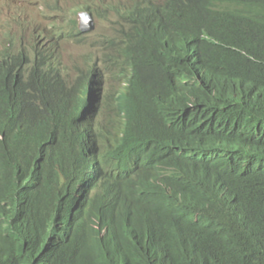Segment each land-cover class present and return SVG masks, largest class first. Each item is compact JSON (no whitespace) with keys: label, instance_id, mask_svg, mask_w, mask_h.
I'll use <instances>...</instances> for the list:
<instances>
[{"label":"trees","instance_id":"obj_1","mask_svg":"<svg viewBox=\"0 0 264 264\" xmlns=\"http://www.w3.org/2000/svg\"><path fill=\"white\" fill-rule=\"evenodd\" d=\"M158 5L104 81L0 50V264H264V0ZM161 130L196 150L189 188L158 183Z\"/></svg>","mask_w":264,"mask_h":264},{"label":"clouds","instance_id":"obj_2","mask_svg":"<svg viewBox=\"0 0 264 264\" xmlns=\"http://www.w3.org/2000/svg\"><path fill=\"white\" fill-rule=\"evenodd\" d=\"M12 1L10 0V3ZM158 1L160 0H101V4L94 9L91 5L76 7L73 10L74 16L71 17H68V12L62 11L57 3L45 1V4L39 6V15L36 16L25 17L23 11L7 13L9 19H4L7 24L0 32V50L24 52L32 61L38 60L45 70L52 65L53 71L59 72L66 84L68 81L73 82L80 70H84L86 74L93 69L99 70V75L104 81L112 78L114 72L109 59L117 56V51L112 45L119 42L125 33H130L135 26L157 24L160 19ZM51 13L66 15V19L56 18L50 15ZM96 20L103 24L101 31H93ZM76 31L82 33L83 41L76 39ZM202 37L209 40L214 49L226 47L221 35L213 38L205 32ZM66 43L88 48L84 53L85 61L81 68L76 69L75 65L71 68L67 66L68 54L63 48ZM119 84L121 87L127 86L128 80L124 78ZM187 121L192 120L181 117L179 120H171L166 126L160 125V129L167 127L165 129L184 135L187 132L184 124ZM162 132L163 130L158 133L155 142L156 154L161 160L158 183L163 184L162 179H167L172 185L171 178L175 174L179 179H183L189 188L202 173L196 150L177 144L167 147L161 145ZM138 135H143L142 130L138 131ZM132 146L128 156L131 164L138 167L140 146L137 142ZM187 191L188 189H185L174 195L173 201L181 199Z\"/></svg>","mask_w":264,"mask_h":264},{"label":"rangeland","instance_id":"obj_3","mask_svg":"<svg viewBox=\"0 0 264 264\" xmlns=\"http://www.w3.org/2000/svg\"><path fill=\"white\" fill-rule=\"evenodd\" d=\"M45 1H51L53 4L57 3L62 11L68 12V17L74 16L73 10L76 7L91 5L92 8H97L101 4V0H0V32H2L4 26H6V21L4 19H9L7 13L15 14L18 11H23L25 17L28 15L36 16L39 15V6L45 4ZM51 10V9H49ZM56 18L66 19V15L51 13ZM30 19V18H28ZM103 24L98 20L95 21V29L93 31H101ZM66 49L67 55V66L74 67L76 69L81 68L83 62L85 61L84 53L87 52V47H79L73 43H66L63 46Z\"/></svg>","mask_w":264,"mask_h":264},{"label":"bare ground","instance_id":"obj_4","mask_svg":"<svg viewBox=\"0 0 264 264\" xmlns=\"http://www.w3.org/2000/svg\"><path fill=\"white\" fill-rule=\"evenodd\" d=\"M96 114V112H95V110L93 111V115H95Z\"/></svg>","mask_w":264,"mask_h":264}]
</instances>
